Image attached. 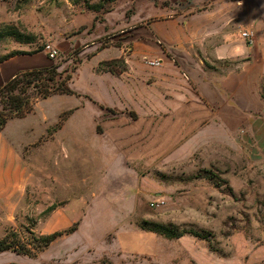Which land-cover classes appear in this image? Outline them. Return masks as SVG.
Segmentation results:
<instances>
[{"label": "rangeland", "instance_id": "rangeland-1", "mask_svg": "<svg viewBox=\"0 0 264 264\" xmlns=\"http://www.w3.org/2000/svg\"><path fill=\"white\" fill-rule=\"evenodd\" d=\"M156 2L0 0V58L46 57L51 45L59 51L51 66L62 75L23 80L13 93L29 97L25 112L34 115L17 123L30 134L33 129L35 138L40 131V138L22 149L24 204L12 210L0 233H17L31 244L35 236L73 226L48 213L52 205L73 203L80 225L109 233L106 240L116 230L137 229L140 221L185 233L159 244L161 255L152 264H264V108L224 126L200 123L187 111L176 125L175 117L169 123L166 115L113 110L76 93L44 96L67 75L79 72V87L88 72L125 66L124 59L115 66L95 64L99 52L121 51L125 59L135 53L136 71L152 69L144 39L147 8ZM66 86L74 89L72 78ZM13 94L0 95V113ZM78 129L83 141L75 137ZM90 239L64 236L37 256L1 254L0 264H111Z\"/></svg>", "mask_w": 264, "mask_h": 264}, {"label": "crops", "instance_id": "crops-1", "mask_svg": "<svg viewBox=\"0 0 264 264\" xmlns=\"http://www.w3.org/2000/svg\"><path fill=\"white\" fill-rule=\"evenodd\" d=\"M146 13L149 33L144 41L151 46L146 52L151 59H146L161 61V65L136 71L134 65L139 60L133 59L135 53L125 59L121 51L112 56L99 52L95 64L124 59L125 70L119 74L88 72L79 87H75L80 79L76 73L72 84L77 95L89 96L113 110L133 109L138 114L144 110L150 117L166 115L171 119L169 123L175 117L176 125L183 124L180 115L187 111L200 118V123L224 126L238 124L252 111L264 108V0H158V4L148 6ZM245 30L256 33L254 45L241 37ZM51 62L47 55L40 54L7 59L0 64V89L21 73L51 67ZM138 86H143V92ZM83 108H77V112ZM32 116L9 119L0 131V230L9 225L12 210L24 204L26 170L22 149L26 143H37L40 131L35 138L33 129L31 134L24 131L17 121ZM77 131L75 137L83 141L82 130ZM72 204L52 205L48 210L51 219L60 214L65 222L74 223L54 233L77 227L61 237H90L98 246L96 254L106 256L111 264H152L160 257L158 245L168 239L142 229L143 221L138 222L137 229L116 230L111 240H106L109 233L100 236L96 227L88 230L80 225L79 210ZM8 233H0V238Z\"/></svg>", "mask_w": 264, "mask_h": 264}, {"label": "trees", "instance_id": "trees-1", "mask_svg": "<svg viewBox=\"0 0 264 264\" xmlns=\"http://www.w3.org/2000/svg\"><path fill=\"white\" fill-rule=\"evenodd\" d=\"M1 34V33H0ZM10 35H16L17 33L14 31H11L9 33ZM15 55H20L17 53H12L9 55H6L4 57L0 58V64L6 61L7 59L15 56ZM117 62H121V60H112V61H105L102 62L101 65L108 66L109 64H115ZM124 64V60H123ZM114 65V66H115ZM115 68V67H114ZM58 67L57 66H51L49 68H44V69H38V70H32V71H27L24 73H21L17 75L14 79L10 80L7 82L1 89H0V95L5 94L6 92L9 91V93H14L18 89L19 84L23 80H35L39 76H42L45 73H51L54 76H58L59 78H62V75L57 73ZM123 70H125V66L121 70H116V69H106L102 70L104 72H111L114 74H119ZM72 78L71 75H67L61 84L58 85L55 90H51L53 92H46L44 96L50 95L52 93L60 92V93H66V94H75V92L70 89L69 87L66 86V82L69 81ZM64 87V88H63ZM49 90V88H48ZM29 97H24L23 92L21 91L17 95H12L9 97V101L7 105L9 106V109L5 108V113H0V131L4 129L7 121L9 119L15 118V117H24L26 116L27 112L25 110L27 109V105L29 104ZM8 112V113H6ZM141 228L144 230H149L154 233H157L167 239H173V238H179L183 236L185 233H177L175 229H172L168 226L165 225H160L157 223H152L150 221H143L140 224ZM148 226V227H147ZM76 230V227H72L66 231L63 232H57L54 234L50 235H39L38 237L35 236L32 238V243L28 244L24 242L17 233H8V235L4 238H0V254L4 252H14L20 255L24 256H37L40 252L44 251L47 249L55 240H57L59 237L63 236L64 234H71ZM198 236V235H197ZM13 238V239H12Z\"/></svg>", "mask_w": 264, "mask_h": 264}, {"label": "built area", "instance_id": "built-area-1", "mask_svg": "<svg viewBox=\"0 0 264 264\" xmlns=\"http://www.w3.org/2000/svg\"><path fill=\"white\" fill-rule=\"evenodd\" d=\"M241 37L248 43V45L252 46L256 42V33L252 30H245L241 32ZM45 50L47 52V56L50 60H56L59 57V51L52 47L51 45H47L45 47ZM146 63L149 66L158 67L161 65V61H154V60H146ZM159 202V201H158ZM164 204V202H163ZM152 206H155V204L152 203ZM158 206V204L156 205Z\"/></svg>", "mask_w": 264, "mask_h": 264}]
</instances>
